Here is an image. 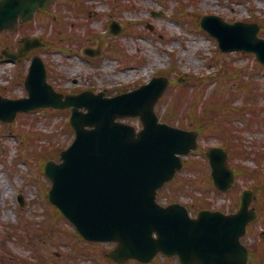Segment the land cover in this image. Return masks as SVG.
<instances>
[{
	"label": "rangeland",
	"instance_id": "374dc122",
	"mask_svg": "<svg viewBox=\"0 0 264 264\" xmlns=\"http://www.w3.org/2000/svg\"><path fill=\"white\" fill-rule=\"evenodd\" d=\"M76 1L81 3L53 1L47 9L50 13L39 14L34 22L45 37L57 39L56 44L48 41V47L40 52L48 62L52 83L72 91L105 90L113 95L148 82L154 75L169 74L172 81L157 102L156 111L161 120L172 112V124L181 126L184 122L186 125L182 126L186 128H203L201 150L185 157L189 158L188 165L192 158L202 164L184 168L178 180L161 189V199L180 201L193 215L205 205L235 211L242 190L253 187L259 179L264 182V65L250 52H220L216 38L200 30L198 18L214 13L231 22L258 21L263 26L264 0H193L187 6L190 13L186 19L174 15L179 0ZM74 6L84 7V13L76 14ZM153 10L166 15L154 16ZM112 20L133 27L115 36L108 31ZM102 40L105 46L99 58L83 52L84 45L96 46ZM27 70L28 62L14 65L0 60L2 93L9 97L27 95ZM184 85L189 90L184 100L203 99L201 114L188 112L184 106L179 113H173ZM222 98L225 100L221 104L228 105L225 122L235 130L234 140L218 125L220 115L213 123L202 119L208 117V106ZM42 110L19 113L11 125L0 121V264H116L105 257V252L113 247L111 243L82 239L75 226L47 198L51 181L43 173L44 162L58 159L75 133L68 125L69 110ZM186 114L188 118L183 121ZM193 115L201 119H192ZM125 120L142 126L138 117ZM19 134H23L20 140ZM227 142L233 154L242 149L245 152L243 157L230 161L240 171L236 185L219 192L208 180L211 167L204 153L211 146H224ZM252 205L260 206L262 211L243 240L246 244H264V194H257ZM155 264L180 262L173 257L159 259Z\"/></svg>",
	"mask_w": 264,
	"mask_h": 264
},
{
	"label": "water",
	"instance_id": "95a60500",
	"mask_svg": "<svg viewBox=\"0 0 264 264\" xmlns=\"http://www.w3.org/2000/svg\"><path fill=\"white\" fill-rule=\"evenodd\" d=\"M51 0H0V31L14 27L19 15L30 19L37 8ZM201 23L216 35L223 50L255 51L264 63V38L258 23L226 22L221 16L206 15ZM25 46V47H24ZM24 46L17 52L20 58ZM5 50L3 51V53ZM167 79L112 98L56 92L46 80V69L36 58L26 78L30 97L9 99L0 94V118L12 122L19 111L44 106H85L87 113L74 110L71 123L77 136L61 152V162L49 160L45 173L52 180L50 200L90 240H112L116 247L107 253L120 264L131 258L152 260L158 252L177 254L182 264H248L249 252L240 237L256 216L248 209L253 198L244 191L237 213L202 210L191 217L178 203L167 206L157 201L158 189L172 179L187 153L197 144V132L160 123L154 105L163 94ZM141 115L145 128L137 133L117 117ZM87 126H90L87 127ZM216 185L227 189L234 183L235 170L226 165L227 152L220 147L207 152Z\"/></svg>",
	"mask_w": 264,
	"mask_h": 264
},
{
	"label": "flooded vegetation",
	"instance_id": "af4514ba",
	"mask_svg": "<svg viewBox=\"0 0 264 264\" xmlns=\"http://www.w3.org/2000/svg\"><path fill=\"white\" fill-rule=\"evenodd\" d=\"M36 35H43L40 29L33 23L20 21L15 30H5L0 34V46L16 50L21 45L23 37Z\"/></svg>",
	"mask_w": 264,
	"mask_h": 264
}]
</instances>
